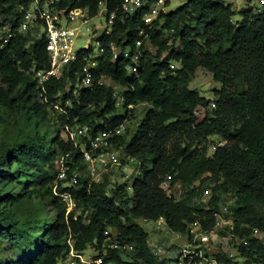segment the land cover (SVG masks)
<instances>
[{
	"label": "trees",
	"instance_id": "16d2710c",
	"mask_svg": "<svg viewBox=\"0 0 264 264\" xmlns=\"http://www.w3.org/2000/svg\"><path fill=\"white\" fill-rule=\"evenodd\" d=\"M124 1L53 3L66 13L75 7L88 8L92 17L105 2L107 19L113 22L99 37L104 50L95 57L92 87L80 86L82 68L94 53L90 46L79 51L78 59L65 67L61 77L48 80L43 88L35 73L51 65L48 38L45 33H33L31 27L20 30L21 6L30 1L0 0V32L7 27L11 33L6 41L0 38V119L18 107L26 118H45L59 102V117L65 125L87 124L95 134L123 124L138 104L151 103L129 140L122 135L113 138L115 145L124 146L126 154L137 158L141 172L133 176L132 183L111 187L83 176L72 186L58 184L71 189L78 201L69 212L48 186L53 175L44 173L37 163L55 165L60 151L70 179L84 162L80 143L76 145L59 132L48 140L47 131L39 129L25 138L0 143V241L11 243L19 253L17 259L0 260V264H59L69 253L72 239L80 252L90 244L100 249L99 264H184L187 258L169 261L156 256L138 219L164 217L171 229L180 232L190 231L195 222L211 229L219 206L216 200L209 208L197 206L190 192L177 199L162 186L167 176L172 183L181 180L186 185L204 173L222 179L224 185L237 190L243 202L235 210L237 232L245 236L251 228L264 230V219L251 207L264 196V2L243 8L241 18L234 21L231 2L187 0L170 12L162 10L148 23L144 15L149 7L128 13ZM114 47L119 48L117 57ZM130 62L138 71H130ZM200 67L222 83L214 109L210 98L190 87ZM104 76L125 87L121 110L114 86L99 82ZM213 134L225 142L208 155L204 145ZM80 141L89 146L86 136ZM148 160L152 165L145 167ZM32 173L40 175V188L49 187L45 192L57 211L50 223L32 215L21 220L17 213L23 196L38 192L26 185L34 183ZM23 182L25 186L20 185ZM78 208L88 210V216L78 214ZM241 222L249 228L241 227ZM109 228L116 229L120 243L133 245L134 256L128 258L125 250L110 243L103 246ZM249 245L247 251L246 244L241 247L245 254H264L263 245ZM216 256L229 260L220 252Z\"/></svg>",
	"mask_w": 264,
	"mask_h": 264
},
{
	"label": "rangeland",
	"instance_id": "374dc122",
	"mask_svg": "<svg viewBox=\"0 0 264 264\" xmlns=\"http://www.w3.org/2000/svg\"><path fill=\"white\" fill-rule=\"evenodd\" d=\"M153 1L154 0H151V3ZM186 1L187 0H165L164 3H157L154 6L156 9L155 14H157L158 17L162 10L167 12L175 10ZM226 2H231L233 4V8L236 11L233 20L237 21L241 18L240 10L248 6H261L264 0H226ZM53 6L55 7L53 12L56 14L57 7L55 5ZM106 13V3L102 2L97 15L92 17L89 15V18L78 17L74 21L75 25H80L84 30V34L75 38V47L77 49H83L88 43H92V46L97 45V38L111 29L112 23L107 19ZM64 22L67 23V20L65 19ZM30 27L32 32L39 36L43 33V27L40 24H31ZM9 36L10 29L7 27L2 28L0 38L5 40ZM148 46L152 48V51L156 50L154 47H151L150 44ZM94 52L97 51L94 49ZM116 52L119 53V48H116ZM135 60L136 59H134V61ZM131 62L130 64L132 65L133 63ZM173 63L175 66L178 65L176 62ZM103 78L106 84L114 86L117 102H120L118 105L121 110L125 87L113 81L108 76H104ZM190 87L200 91L202 95L210 98V108H216L212 102L218 99V91L222 87V83L214 78L211 71L204 67H200L197 70L195 77L190 82ZM60 105L61 103L58 102V107H50L51 112L45 118L37 116L26 118L23 109L19 107L9 113L7 112L4 115V118L0 119V143L4 141L12 142L16 139L25 138L26 134L34 132L35 129H39L41 132L47 131L46 139L48 140L53 139L57 132H59L63 138L67 137L66 125L59 117V111L62 110ZM150 106L151 103L148 102L138 104L135 107V110L130 113L132 115L128 116L123 124L119 125L122 127L120 135L126 140H129ZM120 112L123 113V111ZM224 142V139L220 135H211L204 145L207 147V154L212 155L217 146ZM115 148L120 155L121 163L113 162L110 160L109 155L105 153L103 156L104 159L101 157L95 162H86L84 160L82 166L77 169L79 175L98 182L105 181L108 183V187H111L116 183H132L133 176L138 175L142 168H140L139 162L131 161L127 158L128 156L125 152L124 146L115 145ZM201 148H203V145ZM64 158L65 156L58 151L55 165L44 164L42 162L37 163L38 167L44 173L53 175L54 181L48 186L50 188L52 186L54 192L57 184L67 186L70 182V179H62L59 176L62 164H66V161L64 162L63 160ZM127 165H129V169L125 168ZM144 165L145 167H150L152 161L148 160ZM65 166H67V164ZM32 178L34 183H26V185H29V188L34 192L35 190H38V192L33 193L32 196H23L17 213L21 220H25L28 215H32L33 217H42L45 221L50 223L55 219L57 211L52 204V197L45 192L49 187L40 188L37 183L40 178L39 174L32 173ZM163 184V187L167 192L173 194L177 199L186 197L190 192L192 203L203 208H209L212 204V200H216L218 201L219 211L215 215V223L211 229H204L202 225L198 223L192 224L190 231L187 232H180L171 229L164 217L163 220L161 219L162 217L156 220L139 218V222L148 232V241L156 256L160 259H166L169 261H174L175 259L180 258L182 261L188 256V254L198 251L207 256V258L203 259L205 262L202 264H210L211 259H216V264H264V254L257 252L252 253L251 255L245 254L244 250L241 248L244 244L247 245L246 251L248 250L249 244V246H264V230L251 228L250 233L245 236H242L237 232L238 227L235 220V210L242 205L243 202L236 189L224 185L222 179H216L215 177H212L210 173L202 174L197 180L189 185L184 184L181 180L172 183L171 176H167ZM20 185L25 186V183L23 182ZM58 188H60V186ZM251 207L254 214L264 219V196L255 200ZM77 213L87 217L89 211L78 208ZM240 226L249 228V224L243 222L240 223ZM109 233L110 237L107 238V243H104L103 246H107L108 243L111 244L115 240L117 234L116 229L109 228ZM121 248L127 252L126 254H128V258L134 256V251L132 250L133 245L132 247ZM106 249L107 248L104 247L103 253H106ZM219 252L224 254L226 258H229V260H220L216 256ZM82 254L83 257L75 258L76 264H99L97 260L103 256L99 255L100 249L94 244H90ZM18 256L19 253L17 249L14 248L11 243L0 241V260L12 261L17 259ZM196 258L197 260L202 259L200 256H197ZM59 264H69L68 254L63 258H60Z\"/></svg>",
	"mask_w": 264,
	"mask_h": 264
},
{
	"label": "built area",
	"instance_id": "2783aa9c",
	"mask_svg": "<svg viewBox=\"0 0 264 264\" xmlns=\"http://www.w3.org/2000/svg\"><path fill=\"white\" fill-rule=\"evenodd\" d=\"M29 4H23L21 6L23 10V20L20 25V30H27L30 28L31 24L38 25L40 24L43 27V33L46 34L48 38L47 42V50L50 58V67L47 69L36 70L35 75L37 76L40 85L45 88V83L52 78H59L63 75L65 67L73 61H76L79 56V51L81 49H77L75 47V38L81 34H84V30L80 25H75L74 21L79 17H87L89 18L88 8L75 7L69 10L66 13V10H61L54 14L53 10L55 7L53 3L56 0H29ZM165 0H154L151 3V0H125L124 1V9L128 13H134L137 10H144L145 7H149V11L144 15V19L146 22L151 23L154 19L157 18L155 5L157 3H164ZM114 14H112V18ZM67 20V23L64 20ZM111 23L113 20H110ZM42 33V34H43ZM40 34V35H42ZM11 36V33H10ZM9 36V37H10ZM8 37V38H9ZM6 38L5 41L8 39ZM94 38V37H92ZM90 41V39H89ZM138 43H141L139 41ZM92 43H88L84 48H89L92 46ZM93 48L97 51L90 55L88 62L82 68V77L80 86L92 87L94 85V67L97 65L98 60L95 56L101 54L104 48L101 46V41L97 38V45H94ZM115 57H117L118 53L116 52V47H114ZM130 71H138L137 65H130ZM100 83H105L104 78H102ZM124 101V97H123ZM120 103V102H118ZM214 106H216L215 101L212 102ZM58 107V105L56 104ZM90 126L85 125H66V134L67 138L72 140L76 145L80 143L83 150L84 160L86 162H95L98 158H103L104 154L107 153L109 155L110 160L113 162H120L121 158L118 151L115 148V144L113 142V138L121 133V126L105 128L98 130L95 134L90 133ZM86 136L89 140V146L86 142L80 141V138ZM131 161H136V157L128 155ZM104 159V158H103ZM64 160V159H63ZM126 169H129V165L125 166ZM95 169V168H94ZM129 171V170H128ZM130 173V172H129ZM59 176L62 179H68L67 166L62 164ZM79 173L74 171L70 177V182L68 186L75 185L79 182ZM165 181V180H164ZM162 186L164 184L162 183ZM57 184L55 188V193L61 197L62 201L66 203L68 212L75 209L78 206V201L75 198L71 189H61L58 188ZM163 220V217L161 218ZM193 224H198L197 222ZM109 233V229L107 231ZM117 236V234H116ZM110 237V236H109ZM71 249L68 253L69 264H76V257H83L82 252L76 250L72 241ZM111 247H129L132 245L128 243H120L116 238L110 244ZM195 253V254H194ZM197 256H200V260H197ZM187 260H184V264H202L205 261L203 259L207 258V256L201 254V252L194 251L192 254H188L186 256ZM98 263H101L102 257L98 260ZM216 259H211L210 264H216Z\"/></svg>",
	"mask_w": 264,
	"mask_h": 264
}]
</instances>
